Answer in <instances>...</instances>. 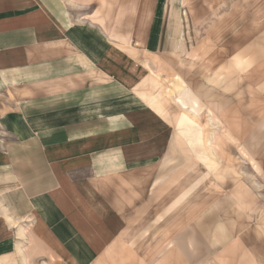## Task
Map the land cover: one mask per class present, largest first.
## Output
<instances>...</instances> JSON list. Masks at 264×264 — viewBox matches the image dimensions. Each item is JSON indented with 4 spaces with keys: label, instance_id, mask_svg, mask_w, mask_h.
<instances>
[{
    "label": "crops",
    "instance_id": "1",
    "mask_svg": "<svg viewBox=\"0 0 264 264\" xmlns=\"http://www.w3.org/2000/svg\"><path fill=\"white\" fill-rule=\"evenodd\" d=\"M261 1L228 2L237 7L222 20L225 34L240 10ZM175 9L174 0H0V264H129L122 258L134 249V220L143 228L166 216L158 214L161 202L193 195L197 178L187 173L174 174L165 192L175 128L158 99L138 90L146 59L179 38ZM209 34V66H221L238 45L236 59L252 51L253 64L260 56L258 41L247 46L239 32L219 41ZM223 41L231 44L225 53L216 48ZM223 107L238 114L235 104ZM187 111L178 118L185 134L196 123ZM228 215L208 212L213 227L198 222L196 233L185 232L195 242L183 243L179 229L156 264H264L255 243L231 242L238 226L230 232ZM158 224L154 232H163Z\"/></svg>",
    "mask_w": 264,
    "mask_h": 264
},
{
    "label": "rangeland",
    "instance_id": "2",
    "mask_svg": "<svg viewBox=\"0 0 264 264\" xmlns=\"http://www.w3.org/2000/svg\"><path fill=\"white\" fill-rule=\"evenodd\" d=\"M230 1L174 0L175 10L182 19L177 28L179 38L168 49L151 54L146 59L147 65L138 90L144 92L147 99H158L176 134V154L167 158L165 163L167 171L171 168L175 170L166 172L165 192L170 194L174 174H183V177L185 173L188 176L192 174L197 179L191 182L192 196L176 201L169 197L165 203L159 204L158 214H165V217L149 219L143 228L137 225L141 220H134V249L128 251V257L123 256V262L128 259L129 264H156L163 250L169 254L170 241L175 239L178 234L174 233H179V229L183 243L195 242L194 235L185 232L196 233L198 222L207 228L213 227L214 219L207 213L219 210V207L229 214L230 232H235L233 227L238 226V233L231 235V242L239 241L240 237L244 242L246 238L252 247L254 243L260 247L256 258H264V248L258 245L264 243L259 241V237L264 238V25H260L264 24V0L254 10H240L241 21L226 28L225 34L222 20H232L235 11L232 9L237 7L236 2L228 4ZM238 1L243 3V7L248 6L249 0ZM254 29L257 31L252 36L250 32ZM209 32V35L219 37L217 41L239 32L247 36V46L258 41L253 45L260 50V56L257 55L251 64L248 60L254 52L240 54V59H236L239 45L225 53L231 44L217 42L216 48L227 57L221 66L211 67L207 65L208 54L203 42ZM236 60L240 66L235 63ZM182 69L186 71L182 72ZM222 95L228 96L230 102L221 101L226 98ZM230 104H235L232 109L238 113H234L235 117L231 116V112L223 111V106ZM183 110L196 114V123L190 124L191 129L189 127L186 134L179 129L185 128V125L178 124ZM235 130L244 134V138L233 137ZM180 146L181 150L178 149ZM174 212L179 214L177 218H173ZM157 223L169 227L171 231L169 228L166 231L164 226L165 232L159 233L157 229L154 232ZM225 223L223 226L226 229ZM258 232L262 235H257ZM158 235L163 237L160 253L157 250ZM221 258L225 257L222 255ZM38 264L43 263L39 261Z\"/></svg>",
    "mask_w": 264,
    "mask_h": 264
}]
</instances>
